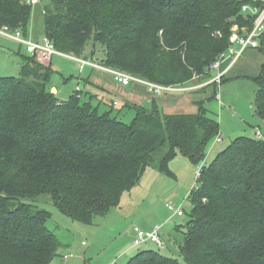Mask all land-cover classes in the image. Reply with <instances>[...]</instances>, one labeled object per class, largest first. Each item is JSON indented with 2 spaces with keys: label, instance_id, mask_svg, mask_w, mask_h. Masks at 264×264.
Masks as SVG:
<instances>
[{
  "label": "trees",
  "instance_id": "16d2710c",
  "mask_svg": "<svg viewBox=\"0 0 264 264\" xmlns=\"http://www.w3.org/2000/svg\"><path fill=\"white\" fill-rule=\"evenodd\" d=\"M50 2L42 11L40 39H49L62 54L165 86L211 81V66L229 49L233 26H254L257 15L244 13L243 6L264 10L259 0ZM38 8L0 0V26L29 37ZM90 43L102 51L101 61L87 53ZM18 55L24 62L21 78L0 79V264H52L58 256L62 244L47 227L50 213L34 204L39 197L92 226L120 206L149 167L167 174L178 155L202 164L189 195L191 219L177 227L185 230L183 261L141 250L126 264H264V64L255 79L261 137L234 139L206 165L219 123L204 101L196 114L135 105L136 115L126 124L107 104L106 111L93 106L92 98L75 93L61 100L51 91L57 75L51 61ZM212 84L215 100L219 84L207 86Z\"/></svg>",
  "mask_w": 264,
  "mask_h": 264
},
{
  "label": "rangeland",
  "instance_id": "374dc122",
  "mask_svg": "<svg viewBox=\"0 0 264 264\" xmlns=\"http://www.w3.org/2000/svg\"><path fill=\"white\" fill-rule=\"evenodd\" d=\"M50 4V0H43L34 17L32 15L29 36L33 40H37L35 38L44 35L45 23L42 11ZM99 49L94 48L92 43H90L87 46V53H94L96 58L99 59L103 54ZM20 51H22V54L32 57L27 53L25 46L0 35V79L6 77L21 78L24 62L18 55ZM257 54L264 58V51L259 50ZM99 60L101 61L102 59L100 58ZM231 60L232 57L226 55L222 64L227 67L228 64H231ZM42 62L44 64L50 63L44 58ZM77 65L78 63L72 58L59 54L53 56L52 67L58 71L53 79L58 80L59 85H61L63 83L62 77L71 79L79 76L80 68ZM225 66L224 68H226ZM254 69L255 67L252 63L243 59L227 70L226 80L221 84V89L218 91L222 95L225 92V99L227 98L230 101L227 106L222 107L218 98L212 99L214 94L209 100H204L208 115L219 123V135L225 137L221 143H217L215 141L216 138L209 143L206 150V165L210 164L216 154L227 148L234 139L238 137H254L256 128L262 127L254 112L255 96L258 91L255 79L260 73L258 72V75H256ZM91 71V68L88 67L84 69L82 72L84 73V78H87ZM122 72L142 79L126 71ZM94 75L97 74L94 73ZM197 81L198 79H195L189 83L190 85L187 84V88H201L202 86H199ZM73 82H77V80L75 79ZM52 87L56 88L57 86L52 85ZM213 89L214 86H210L208 93H213ZM186 92H180L179 94L185 95L184 93ZM82 94L80 92L77 96L81 97ZM59 97L68 99V94H61ZM104 106L105 104L101 107V111H106L103 108ZM110 107L112 108V106ZM188 107H192V104H189ZM112 110V116L126 124H129L136 115L134 112L127 114V111L123 110V108L120 110L115 107ZM120 111L126 112H124V115H120ZM175 111H180V109ZM210 151H213L212 156H209ZM200 167H202V164L198 167L182 155L177 156L170 163L169 173L167 174H160L156 166L149 167L144 173L140 184L132 190L131 194L126 193L123 195L120 206L111 209L104 217L95 218L92 226L81 224L64 216L52 204L49 197H39L34 204L50 213L51 219L47 222V227L55 233L62 244L58 251V256L52 264H113L116 260V264H126L131 255L133 257L141 250L157 251L182 262L181 247L185 239V230L177 227H181V225L186 224L191 219L192 203L189 200V195L196 188L197 171ZM170 205L176 209L183 210L184 215L179 217L168 208ZM137 224L148 229L149 232L159 230L162 243L166 247L161 249L157 244L150 242L142 246H133L134 249L131 250V255L127 253L128 255L118 257L117 252L120 249L130 247L133 244L132 228ZM83 242H86L87 245L83 246ZM64 255L68 258L64 259Z\"/></svg>",
  "mask_w": 264,
  "mask_h": 264
},
{
  "label": "crops",
  "instance_id": "0c3cea01",
  "mask_svg": "<svg viewBox=\"0 0 264 264\" xmlns=\"http://www.w3.org/2000/svg\"><path fill=\"white\" fill-rule=\"evenodd\" d=\"M259 1L264 3V0H259ZM40 38H42V36H40L39 38H35V39H37L36 41H40V40H42ZM257 51H259V49H248V50H246L243 53L242 57L233 66L237 65L241 60L244 59V61H248L249 63H252L254 65V67H255L254 70L256 71V75H258V72H261L262 64H264V58L260 54L258 55ZM20 53L22 54V51H20ZM51 64H52V60H51ZM231 65H232V60H231V64H228L227 67L222 64L220 66L219 70L213 72L214 78H216V76L219 75V73H224V72H226V74H225V76H226L228 74L227 70L231 69L233 67ZM224 66L226 68H224ZM88 68H91L92 71H91V74L87 78H84V76H83L84 73H82V72L84 69L83 70L79 69L80 72H79V76H77V77H72L71 79H69V78L66 79V78H63L61 76L63 79V83L61 85H59L58 80L53 79L52 85L57 86L56 88H57L58 96H61V94L62 95L68 94V98H69L71 95L77 93V90L79 88L80 92L83 93L82 99L84 97L85 98L86 97L92 98L93 106H96L99 109H101L103 104L109 103L107 105L112 106V109H115V107H117L118 109L121 110V108H123V110L125 109L127 111V114H128L131 112L136 113V110L133 108V106H135V105L141 106V107H146V108H151L154 104H156L158 109L164 114H177V113L196 114L199 111L198 103L202 102L204 100H206V101L209 100V98L212 96V94L215 93L214 91H213V93H210V94L208 93L210 86H207V85L203 86L204 84H207L208 83L207 82V83H204L202 85L199 84V86H202L201 88H198V89L194 88L190 91H187L186 93H188V94L184 93L185 95L179 94L180 92L165 93L162 95H156L154 93L155 94L154 95L153 92H151L150 89L144 84H141L138 82H133L128 86H124L122 84L117 83L114 80L113 76H111L110 74L105 73L104 71L102 72L101 70L98 71L97 69H93L92 67H88ZM94 73H96L97 75H94ZM225 76H224L222 82H224V80H226ZM75 79L77 80V82H73ZM71 82H73V83H71ZM188 85H190V84H188ZM211 86H213V84ZM220 86L221 85H219V87H218V91H220V89H221ZM213 90H215V86H214ZM220 94L218 93V96H217L218 100L220 101V104L222 105V107H224L225 105L227 106V104H229L230 101L227 98L225 99V92L223 93V95L222 94L220 95ZM61 100H66V99H61ZM189 104H192V107H188ZM187 107H188V109H187ZM103 108L105 109V106ZM177 109H180V111H182V112L175 111ZM126 111H124V112H126ZM124 112L120 111L119 114L124 115L125 114ZM261 125H262V123H261ZM256 131H257V128L255 130V133H256ZM262 131L264 132V128H262ZM224 139H225V137H224ZM210 152L211 153H209V156H212L213 151H210ZM158 172L161 174V172L159 170H158ZM130 194H131V192H130ZM179 217H182V216H179ZM144 226H147V225H144ZM135 227H139L145 231H149L148 229L143 228L139 224L135 225L132 228L133 240L135 239V232H134ZM159 236L161 239L160 234H159ZM161 241H162V239H161ZM83 243H86V242H83ZM148 243H150V241L143 243L142 245H145ZM86 245H87V243H86ZM86 245H83V246H86ZM142 245H140V246H142ZM133 246L134 245L132 244L130 247L120 249L119 252H117L118 257L125 256L127 253L128 254L130 253V255H131V250L134 249ZM117 255H116V257H117ZM64 257H65V255L63 256V258ZM131 257H132V255H131ZM116 262H117V260L114 261L113 264H116Z\"/></svg>",
  "mask_w": 264,
  "mask_h": 264
},
{
  "label": "built area",
  "instance_id": "2783aa9c",
  "mask_svg": "<svg viewBox=\"0 0 264 264\" xmlns=\"http://www.w3.org/2000/svg\"><path fill=\"white\" fill-rule=\"evenodd\" d=\"M24 1L26 2V4L30 5L33 8L41 5V0H24ZM240 1L251 2L255 0H240ZM242 10L244 13L257 15L254 21L255 24L253 28L250 30L247 28H240L239 26H235L232 29L233 33L230 37V47L227 50V52L221 55L220 59L211 66V70L213 71H217L220 69V66L222 65L224 59L226 58V55L232 57L231 66H233L242 57L243 53L246 50L258 49L260 47V41L264 35V10L259 11L257 8L251 7L248 4L244 5ZM0 35L9 38L11 40L17 41L22 46H25L28 54L31 55L32 57H37V60H39V62H42L43 58L50 62L53 56L58 54L63 55L65 57H69L75 60L78 63L80 70H83L86 67H92L93 69L105 71L110 73L113 76L114 80L119 84L128 86L133 82H138L146 85L150 89V91L155 93L156 95H162L171 92H184L193 89V88H187V85L161 86V85L152 84L145 80L130 76L126 73L107 68L94 59L78 58L75 57L74 55L62 54L57 51V49L50 42L49 39L43 38L41 41H36L33 40V38H31L30 36L29 37L23 36V34L20 31H15V32L11 31L10 28L7 26H0ZM225 74L226 72L219 73V75H217L216 78L212 79L203 86L209 85L213 82L221 85L222 79L224 78ZM79 92L80 90L78 88L77 93ZM255 135L257 138H260L261 137L260 131H257ZM222 141H223V137L219 135L216 139V142L221 143ZM199 175H200V170L197 171V176ZM168 208L171 211H174L175 214H177L178 216L184 215V211L181 209H176L171 205ZM134 232H135V239L133 241V245L135 247L150 241L152 243L157 244L159 248L161 249L164 248V245L159 236V230L149 232L139 227H135ZM83 245H86V243H83ZM67 258L68 257L66 256L65 259Z\"/></svg>",
  "mask_w": 264,
  "mask_h": 264
},
{
  "label": "water",
  "instance_id": "95a60500",
  "mask_svg": "<svg viewBox=\"0 0 264 264\" xmlns=\"http://www.w3.org/2000/svg\"><path fill=\"white\" fill-rule=\"evenodd\" d=\"M217 37H219V34H217ZM52 93H53V94H56V93H57V89H56V88H53V89H52Z\"/></svg>",
  "mask_w": 264,
  "mask_h": 264
}]
</instances>
